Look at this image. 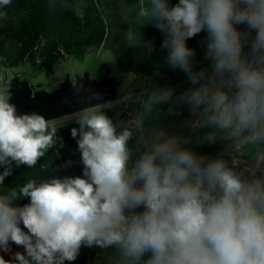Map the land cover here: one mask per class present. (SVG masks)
Here are the masks:
<instances>
[{
    "label": "clouds",
    "instance_id": "obj_1",
    "mask_svg": "<svg viewBox=\"0 0 264 264\" xmlns=\"http://www.w3.org/2000/svg\"><path fill=\"white\" fill-rule=\"evenodd\" d=\"M150 3L168 64L189 82L179 101L215 130L208 139L222 132L264 140V0ZM201 33L210 72L195 67L188 44ZM79 124L72 136L79 135L81 176L29 181L19 192L23 206L14 190L0 195V251L23 249L0 264H74L82 247L114 248L118 264H264V181L245 182L223 159L162 132L133 159L129 128L118 131L96 113ZM49 127L38 114L17 115L0 95V182L13 162L36 164L53 142Z\"/></svg>",
    "mask_w": 264,
    "mask_h": 264
},
{
    "label": "trees",
    "instance_id": "obj_2",
    "mask_svg": "<svg viewBox=\"0 0 264 264\" xmlns=\"http://www.w3.org/2000/svg\"><path fill=\"white\" fill-rule=\"evenodd\" d=\"M150 9V0L144 3L141 0H11L8 5L0 6L3 14L0 15V66L19 67L26 61L33 66L35 73L40 67L49 74L56 55L61 51L67 58L83 61L86 54L103 46L115 57L121 71H131L136 77L155 75L152 84L156 90L167 72L163 67L168 53L161 47L163 34L155 28ZM204 37L205 34L201 33L188 41L198 58L205 51ZM153 38L155 43L149 46ZM151 99L152 96L141 99L145 117L150 111ZM92 113L106 115L118 131L127 127L115 120L114 108H102ZM81 117L49 127V131L55 129L51 146L34 166H17L13 162L10 174L0 182V195H8L14 190L19 197L14 203L23 206L28 200L20 197L19 192L29 181L39 184L54 178L81 176L83 164L77 145L79 135L72 136V129H80ZM214 131L211 127L201 126L186 139L190 143L184 146L210 159H223L228 165L237 145L228 147L229 141L223 142L217 132L210 141L208 137ZM129 146L136 153L135 159L139 153L136 149L141 148L136 139H131ZM4 171L5 166L0 165V175ZM104 252L118 264L119 254L114 248L105 250L99 247H82L74 264H89L92 258Z\"/></svg>",
    "mask_w": 264,
    "mask_h": 264
},
{
    "label": "water",
    "instance_id": "obj_3",
    "mask_svg": "<svg viewBox=\"0 0 264 264\" xmlns=\"http://www.w3.org/2000/svg\"><path fill=\"white\" fill-rule=\"evenodd\" d=\"M128 79L101 46L83 61L53 63L49 74L35 75L26 61L19 67L0 66V95L17 115L38 114L52 123L118 103Z\"/></svg>",
    "mask_w": 264,
    "mask_h": 264
},
{
    "label": "rangeland",
    "instance_id": "obj_4",
    "mask_svg": "<svg viewBox=\"0 0 264 264\" xmlns=\"http://www.w3.org/2000/svg\"><path fill=\"white\" fill-rule=\"evenodd\" d=\"M145 1L146 0H141V3H144ZM115 21L117 22V20ZM154 43L155 38H153L152 43H150L149 46H153ZM164 55L166 56L165 53ZM65 59L69 58H67L66 55H64L61 51L59 55H56L54 63H59ZM38 62L39 60L37 63ZM194 63L197 69L204 67L210 72L209 65H205L207 62L204 59L203 51L201 52L200 58H198V55H196ZM163 68L167 72L164 74V80L162 84L159 85L156 90H154V85L152 84L153 77L155 75L150 76L149 78H146L145 76L136 77L131 71L127 72L129 74V79L118 103L104 107L114 108L115 120L119 123H125L126 126L132 130V139H136V142L141 149L144 142L149 140L157 133L162 132L165 136H174L179 138L181 141H185L190 135L198 130L199 127H201L198 123L200 120L199 110L193 114L190 112L189 107L186 104H183L179 101L181 94L189 87V82L186 75L179 69L174 70L168 64L167 57H165ZM44 71L46 72V69L37 67L35 75H38ZM146 81H149V83L146 84ZM168 90H172L173 92L172 99L167 103H156V97ZM150 96H152L151 105L149 108L150 111H147V116L145 117V115H143V111L141 109L142 105L140 103L141 99L146 100ZM155 107L156 110L153 111ZM100 109L102 108L92 110L87 113L96 112ZM150 113L151 115H149ZM81 115H75L48 124L51 127L62 122L75 121ZM217 133L221 135L223 142L229 141L228 147L232 146L234 148V146L239 145L244 141L243 139L229 138L222 132ZM141 149L137 148L136 151H140ZM89 264H115V262L109 254L104 252L101 255H97L92 258L89 261Z\"/></svg>",
    "mask_w": 264,
    "mask_h": 264
},
{
    "label": "crops",
    "instance_id": "obj_5",
    "mask_svg": "<svg viewBox=\"0 0 264 264\" xmlns=\"http://www.w3.org/2000/svg\"><path fill=\"white\" fill-rule=\"evenodd\" d=\"M236 157L239 160V166L235 169L229 164L227 166L242 180L245 182L264 181V175L260 174V170H264V140L254 141L253 144L244 147L236 154ZM22 250L13 245L10 252L0 251V256H3L5 260H10L15 252Z\"/></svg>",
    "mask_w": 264,
    "mask_h": 264
},
{
    "label": "built area",
    "instance_id": "obj_6",
    "mask_svg": "<svg viewBox=\"0 0 264 264\" xmlns=\"http://www.w3.org/2000/svg\"><path fill=\"white\" fill-rule=\"evenodd\" d=\"M254 141L252 140H244L242 143H240L239 145H237L234 149V156L232 157V159L230 160L229 162V166L233 169L237 168L239 166V160L237 159L236 157V154L238 152H241V150L248 146V145H251L253 144ZM260 174L263 176L264 175V170H260Z\"/></svg>",
    "mask_w": 264,
    "mask_h": 264
}]
</instances>
